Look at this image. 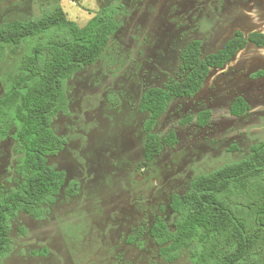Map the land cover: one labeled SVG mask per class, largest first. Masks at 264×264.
Segmentation results:
<instances>
[{
  "label": "rangeland",
  "instance_id": "374dc122",
  "mask_svg": "<svg viewBox=\"0 0 264 264\" xmlns=\"http://www.w3.org/2000/svg\"><path fill=\"white\" fill-rule=\"evenodd\" d=\"M56 3L79 27L114 7L119 29L101 58L68 81V111L52 124L67 143L48 159L65 173V184L43 218L19 214L12 252L0 264H192L187 251L173 263L163 261L149 229L158 217L172 226L170 197L184 194L195 177L242 159L264 141V48L247 44L210 73L196 97L169 103L154 133L174 131L176 144L151 161L144 159L147 115L139 112L140 99L178 77L179 54L189 41L200 40L208 55L236 32L264 34V0H0V24ZM29 46L0 63V96L5 70ZM237 97L249 106L242 118L229 114ZM204 110L212 114L205 128L181 123ZM13 133L0 138V192L19 181Z\"/></svg>",
  "mask_w": 264,
  "mask_h": 264
},
{
  "label": "trees",
  "instance_id": "16d2710c",
  "mask_svg": "<svg viewBox=\"0 0 264 264\" xmlns=\"http://www.w3.org/2000/svg\"><path fill=\"white\" fill-rule=\"evenodd\" d=\"M116 14L114 7L102 8L79 27L56 3L28 19L0 24V63L17 55L23 44L30 45L16 65L5 70L0 96V138L14 128L12 138L20 156L17 185L0 192V262L12 252L10 232L19 214L43 218L45 207L54 204L65 184V173L48 164L67 143L52 124L68 111V81L95 64L118 31ZM247 44L264 48V34L236 32L208 55L202 53L200 40H191L179 54L178 77L143 92L139 112L147 115L142 126L145 161L156 158L164 146L176 144L174 131L165 137L154 133L169 103L196 97L210 73L224 69ZM260 76L258 72L252 77ZM248 111L242 97L229 108L235 118ZM211 117L204 110L181 123L194 121L205 128ZM75 193L76 184L70 183L69 194ZM169 208L172 226L158 217L149 229L158 256L166 263L187 251L192 264H264V141L253 144L242 159L195 177L184 194L170 197Z\"/></svg>",
  "mask_w": 264,
  "mask_h": 264
},
{
  "label": "flooded vegetation",
  "instance_id": "af4514ba",
  "mask_svg": "<svg viewBox=\"0 0 264 264\" xmlns=\"http://www.w3.org/2000/svg\"><path fill=\"white\" fill-rule=\"evenodd\" d=\"M227 42H228V41H227ZM217 51H218V50H217ZM214 53H215V52H214ZM210 54H211V53H210ZM257 78H259V77H257ZM165 83H166V82H165ZM165 83H164V84H165ZM234 118H235V117H234ZM241 118H242V117H241Z\"/></svg>",
  "mask_w": 264,
  "mask_h": 264
}]
</instances>
